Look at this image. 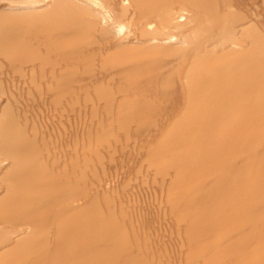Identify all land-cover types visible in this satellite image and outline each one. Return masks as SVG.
Instances as JSON below:
<instances>
[{"label": "bare ground", "instance_id": "obj_1", "mask_svg": "<svg viewBox=\"0 0 264 264\" xmlns=\"http://www.w3.org/2000/svg\"><path fill=\"white\" fill-rule=\"evenodd\" d=\"M0 264H264V0H0Z\"/></svg>", "mask_w": 264, "mask_h": 264}]
</instances>
